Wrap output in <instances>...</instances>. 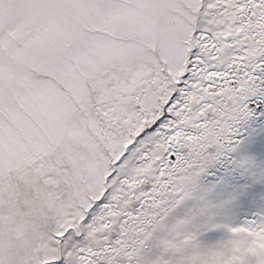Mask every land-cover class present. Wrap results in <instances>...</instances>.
<instances>
[{"label":"snow or ice","instance_id":"1","mask_svg":"<svg viewBox=\"0 0 264 264\" xmlns=\"http://www.w3.org/2000/svg\"><path fill=\"white\" fill-rule=\"evenodd\" d=\"M0 264H264V0H0Z\"/></svg>","mask_w":264,"mask_h":264}]
</instances>
